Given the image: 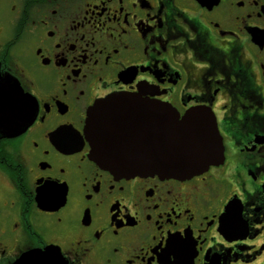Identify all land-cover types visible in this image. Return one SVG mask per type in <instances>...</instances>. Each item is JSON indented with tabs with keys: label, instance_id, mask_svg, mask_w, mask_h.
<instances>
[{
	"label": "flooded vegetation",
	"instance_id": "flooded-vegetation-1",
	"mask_svg": "<svg viewBox=\"0 0 264 264\" xmlns=\"http://www.w3.org/2000/svg\"><path fill=\"white\" fill-rule=\"evenodd\" d=\"M0 78V264H264V0H0ZM132 98L213 113L224 156L107 169L90 113Z\"/></svg>",
	"mask_w": 264,
	"mask_h": 264
},
{
	"label": "water",
	"instance_id": "water-1",
	"mask_svg": "<svg viewBox=\"0 0 264 264\" xmlns=\"http://www.w3.org/2000/svg\"><path fill=\"white\" fill-rule=\"evenodd\" d=\"M129 101L132 107L122 108L119 114L111 110L112 121L99 118L95 110L88 119L86 135L90 131L95 141L92 157L101 159L98 162L112 172L128 177H189L224 156L213 113L190 110L180 118L166 102ZM4 127L14 125H0Z\"/></svg>",
	"mask_w": 264,
	"mask_h": 264
},
{
	"label": "snow or ice",
	"instance_id": "snow-or-ice-1",
	"mask_svg": "<svg viewBox=\"0 0 264 264\" xmlns=\"http://www.w3.org/2000/svg\"><path fill=\"white\" fill-rule=\"evenodd\" d=\"M132 77H129L131 79ZM143 79V78H141ZM10 87V85L6 84L5 81L0 78V97L3 96V93L6 88ZM32 118H35V114L33 113ZM65 130L61 129L60 132H64ZM87 138L92 141V150L94 151L95 141L92 137L90 131H88ZM76 138L80 140V145L82 146V139L79 137V134H75ZM66 202L64 199V194L61 193V203ZM165 257L161 254V259L163 260ZM16 264H67V261L61 257L59 249H48L46 251H26L22 256L16 261ZM151 264V262H149ZM168 264H171L169 261Z\"/></svg>",
	"mask_w": 264,
	"mask_h": 264
}]
</instances>
